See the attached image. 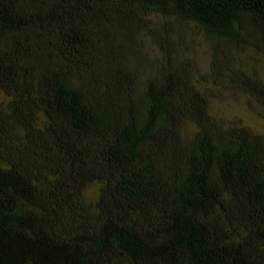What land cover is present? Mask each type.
I'll return each mask as SVG.
<instances>
[{
  "label": "trees",
  "instance_id": "trees-1",
  "mask_svg": "<svg viewBox=\"0 0 264 264\" xmlns=\"http://www.w3.org/2000/svg\"><path fill=\"white\" fill-rule=\"evenodd\" d=\"M224 102L264 120V0H0V264H264Z\"/></svg>",
  "mask_w": 264,
  "mask_h": 264
},
{
  "label": "rangeland",
  "instance_id": "rangeland-1",
  "mask_svg": "<svg viewBox=\"0 0 264 264\" xmlns=\"http://www.w3.org/2000/svg\"><path fill=\"white\" fill-rule=\"evenodd\" d=\"M196 64L200 71H208L209 66V53L203 40L197 38L196 44L193 50ZM214 112L218 117H224L228 120L238 121L241 125L246 126L254 130L255 132L264 136V120L252 115L242 103L236 102H224L214 105ZM96 188L89 189V194L95 193Z\"/></svg>",
  "mask_w": 264,
  "mask_h": 264
}]
</instances>
